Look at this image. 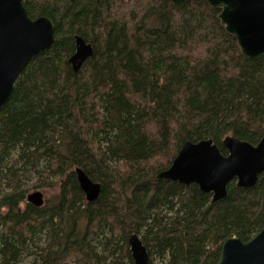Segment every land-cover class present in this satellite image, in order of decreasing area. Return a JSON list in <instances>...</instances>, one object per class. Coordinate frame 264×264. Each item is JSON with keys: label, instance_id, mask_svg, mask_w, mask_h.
Returning a JSON list of instances; mask_svg holds the SVG:
<instances>
[{"label": "trees", "instance_id": "obj_1", "mask_svg": "<svg viewBox=\"0 0 264 264\" xmlns=\"http://www.w3.org/2000/svg\"><path fill=\"white\" fill-rule=\"evenodd\" d=\"M54 26L0 110V264H216L223 243L264 229V172L212 204L158 179L182 145L264 137V54L242 55L206 2L23 0ZM93 55L73 72L74 37ZM82 170L100 185L88 203ZM33 181V183H32ZM32 183V184H31ZM30 189L54 194L27 203Z\"/></svg>", "mask_w": 264, "mask_h": 264}, {"label": "water", "instance_id": "obj_2", "mask_svg": "<svg viewBox=\"0 0 264 264\" xmlns=\"http://www.w3.org/2000/svg\"><path fill=\"white\" fill-rule=\"evenodd\" d=\"M175 6L187 1L206 2L219 9L218 16L225 31L233 36L243 56L257 58L264 54V0H168ZM54 43L53 23L44 17L31 19L23 0H0V110L9 102L14 86L28 63ZM75 52L68 63L73 72L93 55L90 44L74 37ZM227 154H221L211 141L186 142L171 166L157 178L184 186L196 185L211 194L212 204L227 197V186L235 181L238 188L256 185L264 172V137L256 145L227 136L222 141ZM77 182L88 203L96 201L100 185L86 174L75 170ZM34 207L44 205L43 194L35 191L26 198ZM134 264H149L146 248L136 234L128 239ZM216 264H264V229L247 243L238 238L227 239Z\"/></svg>", "mask_w": 264, "mask_h": 264}, {"label": "rangeland", "instance_id": "obj_3", "mask_svg": "<svg viewBox=\"0 0 264 264\" xmlns=\"http://www.w3.org/2000/svg\"><path fill=\"white\" fill-rule=\"evenodd\" d=\"M33 183V181H32ZM31 183V184H32ZM35 191H39L43 194V198L48 199L49 197H51L54 194V191H49V190H45V189H30L29 192L27 193V196Z\"/></svg>", "mask_w": 264, "mask_h": 264}]
</instances>
